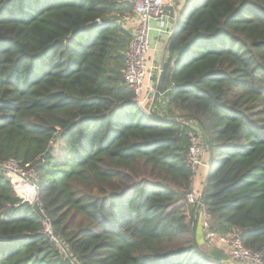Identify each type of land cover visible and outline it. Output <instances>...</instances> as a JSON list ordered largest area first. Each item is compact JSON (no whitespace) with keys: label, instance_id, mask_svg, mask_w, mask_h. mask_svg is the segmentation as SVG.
Instances as JSON below:
<instances>
[{"label":"trees","instance_id":"obj_1","mask_svg":"<svg viewBox=\"0 0 264 264\" xmlns=\"http://www.w3.org/2000/svg\"><path fill=\"white\" fill-rule=\"evenodd\" d=\"M130 15L127 0H0V264H230L199 248L185 203L190 125L210 229L264 261V0H186L161 123L124 83ZM10 159L35 170L41 206H17Z\"/></svg>","mask_w":264,"mask_h":264},{"label":"built area","instance_id":"obj_2","mask_svg":"<svg viewBox=\"0 0 264 264\" xmlns=\"http://www.w3.org/2000/svg\"><path fill=\"white\" fill-rule=\"evenodd\" d=\"M127 2L131 6L133 16L129 21L122 22V28L128 31L131 36L129 47L124 52L123 79L125 85L133 91L135 102L141 106L144 89L147 88L149 94L151 91V96L156 95V91L154 92V89L146 86L144 82L147 76L146 56L151 49L149 42L150 21H156L158 27L165 30L168 25V18L164 11L165 0H127ZM97 22L102 24L99 20ZM144 111L147 115L152 114L151 108ZM159 122L161 123L162 120L159 119ZM196 131V129H190L187 134L189 140L187 159L193 174V181L199 167L203 166L201 156L204 146ZM1 169L10 181L15 197L19 200L17 206L23 204L41 206L38 200L37 175L34 169L26 170L13 159L4 162ZM207 173L208 167L206 166ZM200 197V191L195 190L192 186L191 191L185 196V203L196 206L200 215L201 226L206 235L207 246L225 249V254L239 264H264L262 256L246 249L236 235H220L210 229L209 217L201 204ZM42 224V234L53 244L64 250L62 243L54 235L51 223L45 215Z\"/></svg>","mask_w":264,"mask_h":264},{"label":"crops","instance_id":"obj_3","mask_svg":"<svg viewBox=\"0 0 264 264\" xmlns=\"http://www.w3.org/2000/svg\"><path fill=\"white\" fill-rule=\"evenodd\" d=\"M166 2L167 3L165 4V7H164L165 10L164 11H165L167 18H168L167 28L165 30L160 29L158 27L156 21H154V20L150 21L151 31H150V35H149V42H150V48L151 49L146 56L147 76H146L144 82H145L146 86L152 87V89H154V92L156 91L157 82H158L160 74L162 72V70L160 71L161 62L163 61V65H164L165 61L167 60L168 42H169V39L171 37V34L173 33L174 29L177 26L178 15L184 9L186 0H167ZM132 16H133V11H132V15H130V16H124V17L122 16L120 18V21L121 22H126L127 20L129 21L132 18ZM142 99L143 100L141 103V108L143 110H147L148 108H151L155 118L158 117L160 119H164L162 117L163 113L167 115V113H165V110H164V106L166 105V99L164 98V96H162V95L161 96L160 95L159 96H156V95L151 96V91L149 94V90L146 88V89H144V91L142 93ZM154 101H155V104H154ZM195 128H197V127H195ZM201 161H202V165H203L202 167H204V168H205V166L208 167L210 165L209 155L207 153H204ZM202 167L198 170L197 176L195 177V179L193 181V184H194L193 188L197 191H201V185L203 183L202 180L204 179L203 178L204 168L202 169ZM197 214H198V219H199L200 215L196 210L195 217ZM200 222L201 221L199 219V224H198L197 229L198 228L202 229L201 230L202 231V240H201V244L199 245V248H201L202 250L205 251L206 247H208V246H207V241H206V235H205V232H204ZM216 249L222 250L221 248H216ZM208 251H210V250H208ZM228 259L230 261V264H238L236 262H233L229 257H228Z\"/></svg>","mask_w":264,"mask_h":264},{"label":"rangeland","instance_id":"obj_4","mask_svg":"<svg viewBox=\"0 0 264 264\" xmlns=\"http://www.w3.org/2000/svg\"><path fill=\"white\" fill-rule=\"evenodd\" d=\"M167 1V0H166ZM164 2V4H166L167 2ZM189 126V125H188ZM190 128L192 129V130H194V129H196L197 131V133H198V135H199V137H200V140H201V142H202V144H203V146L206 148V139H205V136H204V134H203V132H201V129H197V128H195L194 126H192V125H190ZM205 149H203V153H202V156H203V154L205 153V151H204ZM202 156H201V159H202ZM206 167V166H205ZM199 219H200V217H199ZM201 223V222H200ZM202 229L201 228H198L197 229V232H196V241H197V243H198V245H200L201 244V240H202V231H201ZM60 249V248H59ZM212 248L211 247H206V249H205V251H208V250H211ZM223 251L225 250V249H222ZM60 251L61 252H63V251H65V250H62V249H60ZM204 251V250H203ZM232 260V259H231ZM233 261V260H232ZM233 262H236V261H233ZM239 264V263H238Z\"/></svg>","mask_w":264,"mask_h":264},{"label":"water","instance_id":"obj_5","mask_svg":"<svg viewBox=\"0 0 264 264\" xmlns=\"http://www.w3.org/2000/svg\"><path fill=\"white\" fill-rule=\"evenodd\" d=\"M98 24V22H95V25ZM163 68V61L161 62V65H160V71L162 70ZM210 167H211V164L208 166V172L210 170ZM207 176H208V173L206 174V177H205V180L207 179Z\"/></svg>","mask_w":264,"mask_h":264}]
</instances>
